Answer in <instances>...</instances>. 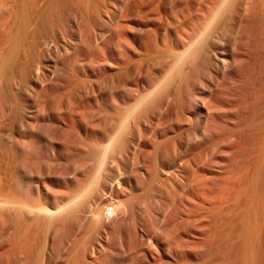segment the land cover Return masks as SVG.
Instances as JSON below:
<instances>
[{
  "label": "bare ground",
  "instance_id": "6f19581e",
  "mask_svg": "<svg viewBox=\"0 0 264 264\" xmlns=\"http://www.w3.org/2000/svg\"><path fill=\"white\" fill-rule=\"evenodd\" d=\"M112 1L114 2L117 0H111V1L104 0L101 3H103L102 5H104L105 7L106 3L109 5H112L113 3ZM119 1L117 2L118 4L121 5V2ZM215 1L217 2V0ZM215 1L213 3L218 4ZM209 2L208 4L200 8L201 13H199L198 15L195 14V16L192 13H190L191 15L189 16H186V15L183 16L182 11L185 9L188 10L191 7V2H189L188 0H185L184 4H182V2H179L180 4L178 3V6H177L178 9L176 10L175 18H170V17L164 16L165 13L163 12V10L166 9V5H167L165 1L160 0L158 2L159 4L155 6L153 1L151 2L150 0L151 4L148 3V6H146L145 0H133L132 8L128 10V8L126 7L129 13L126 15H123L124 19H128V17H131L133 20V23H135V27L139 31H144V32L138 35H135V36H130L127 33L128 31L127 29L129 28V26L128 24H126V22L125 24L123 22V24L119 26V29L122 32L121 36L123 40L121 42L123 44L121 43V47L119 48V51L117 53V57H116L117 62L115 61L116 63L115 64L113 63V66H116V68H118L119 71L111 72L112 64L110 62H108L107 64V61L109 60L103 61L101 63L103 65L101 66L102 68L99 66L101 68V70L100 69L99 70L102 71L101 74H104V77L105 75L108 76V80H109V82L107 83V85L109 86L108 92H102L98 95L95 93V91L92 92V95H89V93L87 92V94L81 96L80 98L74 97L73 95H72L73 97H70V96L67 97L63 95L62 99H59L58 104H57L58 100L53 101L54 99L53 100L50 99L51 97L49 98L50 100L47 99L48 97H45V96L39 97V102L44 103L46 110L48 109L50 111L49 113L50 115L48 119L52 123H55V122L57 123L59 121H71V119H73L71 114L74 112L75 113L78 112L82 114V116L79 119L80 123L88 122L87 123L88 128L90 127L89 128L90 131L89 129L86 130V134L88 135L87 138L90 137L89 146L87 145L88 149H87L86 155L89 158H91V160H93L94 158H97V156L99 155L100 169L102 171L107 169L110 166L113 158H115L116 152H119L120 155L126 158V160L129 162L133 160L134 155L129 149L127 138L125 136L126 124L128 123V121H130L129 118H132V113L135 116V117L133 116V119L138 120L139 122H142L145 119H149V121L150 120L152 121L167 120L169 119V116L172 115L171 122L174 125L172 130H175V129H179L182 126L183 120L181 118H183L184 113L188 111L191 113V115L196 120H198V123L201 124V127L203 128V133H204L203 136L207 137L208 135H210L212 139L214 137H213L211 128H213V126L216 123H222L223 119L225 118L224 114L225 113L227 114V112L229 113V115L232 116L231 117V119L233 120L232 130L236 129L235 130L236 132L237 131L239 132V130H241L242 124L248 122L246 120V114H243L246 111V107L244 109V105L246 106V101L244 103V98L242 99L240 98L241 102H239V101H236L239 98L235 99L234 97L235 95H237V93L239 95L240 94L239 92L243 91V90L242 91L240 90L243 89V86L245 85L244 82H246L244 71L246 72L245 68H246L247 59L248 58L249 59L252 58L254 60L259 59L258 60L259 63H260V60L262 63H264V0H221L219 4L216 5L215 9L212 8ZM64 3H67L69 5L67 9L68 12L65 11V13L63 14L61 12L57 13V11H59L61 7L63 8ZM152 3L155 7H153ZM215 4H213V7ZM90 5H89V0H0V8L2 9V11H4L3 28H2V32L0 33V106L1 107L4 105V102L8 96L7 84H6L7 76H9V72L12 66L16 63L17 58L21 54H24L25 57L27 56L25 58V62L21 64L22 69H23V75L21 78L22 81L20 82V86L22 88L26 86V83H29V84L32 83L33 86L31 87H38V86L42 87L45 83H47L48 80H50V78L52 79L55 76V72H56L55 70L58 65V61H57L58 59L56 58V60H51L48 63V57H51L50 55H53L54 52H55L54 55H56V57L58 56V54L63 55V56L66 54L65 56L69 58L68 64L74 71L77 72V69L78 68L80 69V64H79L80 62H78L79 59L81 57L88 56V54L90 53V52L88 53V51L91 50L90 48L94 47L92 46V44H94L93 40L96 39V38L93 39L90 33V29H89V25L93 23L91 22L92 19L89 15L90 9L88 8L90 7ZM183 5L185 9H183L184 8ZM94 6L95 8H97L96 10L101 9V7L98 6V4H95ZM106 9L108 8L106 7ZM161 11L164 13L163 16L160 13ZM92 12H93V9H92ZM121 16L120 14L115 12V10L110 11L109 14H107V17L109 18V21H111V23L114 21H117L119 17L121 18ZM228 31L233 32V34L235 33V35L232 37H229ZM67 37L73 40L72 42H74L75 44H72V45L75 47H71L70 45H67V46L61 45V39L64 40ZM76 47H78L77 49L78 52H76ZM92 50H94V48H92ZM103 55L104 54H102V56ZM108 57L106 58L108 59ZM249 61L254 62L253 60H249ZM132 62L139 63V66L136 68L135 72L130 69L132 65L131 67H129ZM259 65L262 66L261 63ZM79 69H78V72H80ZM260 70L264 73V66L262 68L260 67ZM115 71H117V69ZM88 72L85 73L87 76H88ZM93 72L95 73V70H93ZM94 73H92V75ZM108 73H111V74L109 75ZM133 73H135V76L133 75ZM258 73H261V72H258ZM129 76H134V77H132L133 82L128 84L126 81L128 80L127 78ZM83 79L81 80L83 81ZM85 80L88 81L87 78ZM123 82L124 83L126 82L127 84L123 86ZM76 85H79V84H76ZM245 89H246V86H245ZM17 95L19 94L17 93ZM17 98H20V97H17ZM79 100H81V102L78 105H76L79 102ZM74 105H76L75 109L73 108ZM127 109L132 111L131 117H129L131 111H129L126 114V116L123 117L122 113L124 112H122V110H127ZM238 109L239 110L241 109L242 111L245 110V111L243 112L241 111L242 113L238 112L236 114ZM61 112L63 113V115H60ZM171 112H173V114H171ZM33 119H34L33 116H30L28 119H25V118L24 119L22 118L20 120L11 119L12 121L10 120L11 122L8 123V118H5L4 120V114L3 112H0V125L3 126V120H4L5 121L4 122L5 137L7 139L10 138L11 136L15 137V135H21V134L26 135L27 133L29 134L30 127L34 126L33 125L34 122L32 121ZM116 122H118V124ZM253 122H254V119H253ZM108 124L109 125L114 124V125L110 126L111 129L107 137L104 138L103 135H99L95 131L97 127L108 125ZM261 126H264V121L261 123ZM251 127L252 126H250V128ZM238 128L239 130H237ZM235 131L230 132V133H232L233 135ZM142 133L143 131H141L139 134L140 139H145L143 138ZM145 133L147 134L146 135L147 137L149 134H151V131H147ZM161 134H158V133L156 135L154 134L155 141H158L161 143V138L163 141H165L166 140L165 138L168 136L169 133L166 132L162 136H159ZM198 136L199 135L197 134V136L195 137L197 138L196 141L201 140L198 142H203L202 141L203 138L200 139V137L198 138ZM211 137L209 138L211 139ZM209 140H208V143L210 142ZM210 145L212 146V144ZM210 145H208L209 147L204 146L205 148L203 150L201 149L202 146L199 147L200 150L195 149V151L191 148H186L184 152H186V154L187 153L193 154L194 156L193 157L194 159L192 160L193 163L191 162L189 164L180 163L179 166L183 165V167L178 168L175 166L174 167L175 172H178V174H182L185 177H189L190 174L196 173V169L199 166H202L203 164L207 165V166L203 165L205 167L204 168L205 170L209 169V167L212 168L211 167L212 163H215L216 161L213 160L215 159L213 157L215 156V154L213 155L214 150H211V149H214L215 146L211 148ZM153 150L152 152H154ZM171 150L172 152L170 153L169 160H172L176 164L178 157H176L175 154L177 153H175L176 151H174V148ZM196 150H199V151H196ZM150 154L152 153L150 152ZM150 154H149V157L153 156V154L152 155ZM182 155H183V152H182ZM147 156L148 155H146V157ZM185 158H187L186 155H185ZM144 159H145V156H144ZM183 161L184 159H182L181 162ZM186 161L187 160H185V162ZM137 169L136 171L134 170L135 175L136 173H138ZM148 172L151 174L150 179H152L153 181L163 180V178H165L166 175H168V172H162L161 170L158 171L157 169H154L152 171L148 170ZM200 172L202 173L203 170ZM200 172L199 171L197 172L198 176H200ZM238 173L239 172H237V175ZM174 175H176V173H174ZM137 178H135V181H136V184L139 185L140 181H138ZM94 184H96L95 178H93L91 182V185H94ZM120 184H121V179L114 177L109 183L107 181L98 182L96 184L97 190H93L92 194L91 193L89 194L90 196L87 195L89 190H85L82 193L77 194L71 200L65 203L53 206L52 208H42L39 206H34V208L37 211H40L45 216H47L44 218L45 224L42 221L45 226L44 230L47 233H48V230L46 229L49 228V231H50V228H52V225H54V223L57 224V221L59 224H61L59 220H57L58 218L57 215L61 213L63 214V216L61 219L59 217V219L62 221L69 217L70 218L73 217L76 219L77 223L74 229L75 228L78 230L80 229L78 233L79 232L81 233L78 238L75 235V237L77 238V242L75 241L76 243L74 242L75 244L73 243L72 244L73 246L71 248L70 247L71 243L74 240H76V238L73 241L71 240L75 232L73 228H72V231H70L69 239L72 242L70 243V245H68V248L71 249V253H69L70 255L68 254L69 258L67 257L68 258L67 264H131V261L129 260L127 253L132 254L136 250H142L143 248L148 247V245L152 243L155 244L158 251L156 253L157 257H155L154 261L150 262L149 264H153V263L156 264L158 260L162 261L164 260L163 259L164 257L167 258L168 256L171 259L170 255L176 256L174 258H177V260H175L177 264H184L185 261H187L185 262V264L186 263L204 264V261H201L199 256L197 255V252L199 253V251L197 250L198 249L200 250L201 249L200 247L204 245L207 247V244H208L207 248H209V246L212 248L215 242L214 235L213 237H211V240H209L210 237L209 238L205 237L204 240L201 239V241L202 240L204 241L203 245H201V242L195 243L194 241L193 244L191 243L192 245H189L186 247L183 246L185 248L184 249L185 251L184 250L182 251V249L180 248L181 246H177L180 244L179 242L176 243L175 241H172V243H176L177 245L176 244L174 245L166 244L163 239V237L165 236H163V233H160L161 231H159L160 234L154 231L155 227L152 226L153 225L152 223L150 224L151 226H147L146 228V232L148 236L146 238L144 236H141L137 228V224L140 223L138 222L140 219V214H139V209L137 208V201H138L137 196H139L140 194L138 195L136 191H139V190H134V189L133 190H118L117 187H119L118 185ZM249 186L251 185L249 184ZM240 187L241 185L238 187L239 189H237L238 191L235 193L236 194L235 196H237L236 198L240 197L241 194H243L244 192L246 193L247 191L246 184L243 185L241 188ZM20 190H24V189L20 188ZM151 191L153 190H147L146 192L145 191L143 192L149 194L151 193ZM183 191L184 190H182V192ZM176 193L179 194L180 192H178L177 190ZM185 193L184 195L187 194ZM184 195L182 194V196ZM144 196L146 195L144 194ZM180 196L178 198H180ZM17 197L18 198L16 199L18 201L13 202V204L11 205L14 206L15 208H23L25 204L20 200L22 199V197L28 198L29 197L28 192L20 191L19 193H17ZM172 198L170 197L169 199L171 200L169 199L167 200L172 201ZM139 199L142 200L141 197ZM189 199H190V196L189 194H187L184 197V201L183 200L181 201V199L179 200L181 203L182 202L185 203V201H188ZM104 200H106V203L102 204ZM175 201L176 199L172 203H176ZM209 203L212 204V202H209ZM203 204H206V203L203 202ZM191 205L193 204L191 203ZM206 206L204 207L203 205H201V207H203L202 213L198 212L195 217H191L190 219H187L188 223H191L192 225L193 223H195L196 227L197 225L199 226L200 224L199 228L197 227L198 233H195V234L193 233L197 241L198 239H200V237H203L202 235L205 236V231H204L205 229L207 230L209 229V227L212 228L213 225L216 224L214 221L215 218H213L214 214L218 215V213L220 212V214L229 215L231 213L230 206L226 205L224 203V200L222 201L220 205L213 204V205L208 206L207 208ZM149 207L148 208L145 207V209L147 208L149 209V211H151ZM169 208H170L169 202H164V201L162 202V206H160L159 208L157 209L153 208L154 210L152 211H154L153 217H155V224L157 223V225L160 227L164 225L165 222H163V220H165L164 217H165L166 212L168 211L169 213L170 211ZM186 208L188 209V207ZM241 208H242L241 212L240 210L238 212L244 213L242 214L243 218L241 219H243L242 222L245 223L246 222V205L245 206L243 205V207L241 206ZM109 212H111V214H109ZM175 212H177V210H175ZM191 212L189 213L191 214ZM178 213H180V211ZM189 213L187 215H189ZM18 214H16V216ZM151 214L152 213L150 212V216ZM230 215L233 216L232 214ZM145 216L146 214L144 215V217ZM147 216H148V212H147ZM176 216L178 217L179 215H176ZM208 217L211 219L213 218V221L211 219H207ZM21 218L22 217L18 218L20 219L19 220L20 222H21ZM110 219L112 220L120 219L121 224H122L120 225L122 227H119L120 226L119 225L118 226L119 228L115 229L117 226L114 227V224H113V227H111L112 224L110 225L109 223ZM206 220L208 223H209V220H211L212 222L210 223H214V224H212V226L211 225L209 226L210 223L208 224ZM221 220L222 219L218 221L221 222ZM13 222L14 220H12V223ZM16 222L17 220L12 225L15 226ZM35 222H37L36 219H35ZM33 223H30V224L32 225ZM26 224L29 225L28 222H26ZM245 224H243L244 225L243 228L244 227L246 228ZM18 225L20 224L18 223ZM20 226L21 227L23 226L22 222ZM24 226L26 227V225ZM130 226H132L133 229L130 230L129 228ZM21 227L17 226L18 229H20ZM25 227H23V229ZM29 227L31 228V226ZM29 227L27 226V228ZM218 227L220 228L221 226H218ZM27 228H26V231H28L27 232L28 234L29 229ZM247 228H249V226ZM16 229H14L15 231H13L12 229L11 233L12 232L15 233L17 231ZM220 230H223V228H221ZM26 231L24 232L26 233ZM216 231H219V229H217ZM230 232L228 230L229 234L228 233L226 234V237H227L226 240L228 241L227 243L228 248H229V245L231 244L229 241L232 240V239L229 240L228 238V235H230ZM8 233H10V231ZM222 233H221V238H223ZM249 233L250 232L246 233L245 236L248 237ZM10 234H8V236ZM15 234H13L14 238L18 237V241L21 242L22 239H20V236H17L18 234L16 235ZM35 234L34 236L33 235L32 236L35 237ZM13 235H11L10 238ZM238 236L245 238L244 231H240ZM248 238L247 240L245 238V241H250ZM62 239L64 242V238ZM240 239H238V241ZM242 240L243 239L240 240V243ZM24 241L22 243L18 242L21 246L15 247L16 251H18L17 248L19 249V247L23 248ZM238 241L236 240V242ZM26 242L27 240L25 241V243ZM28 242L26 243L27 245H28ZM244 243H246L247 248L248 246L251 247L247 242H244ZM19 244H17L16 242V244L14 245L11 244V245L14 247ZM30 244L31 243H29L27 248H29L32 245ZM62 244L60 243V245ZM223 245L221 246L222 249H223ZM218 246L220 247V245ZM13 247H11L10 249H13ZM64 247L66 246H63L62 248ZM29 249L27 250L28 252H29ZM225 249L227 250L226 247ZM255 249H258V248H255ZM21 251L22 250L17 252L18 253L17 255H19ZM24 251L26 250L24 249ZM212 251H214L213 248H212ZM23 252H21L20 254L23 255ZM247 253H250V250ZM247 253L244 254V256H246L245 257L246 259L248 258L247 260L250 263V261H252L253 259L252 257L253 255L249 256L247 255ZM253 253H254V250H253ZM259 253L261 254V252ZM13 254L16 255L15 253H12V255ZM17 255L14 257H17ZM24 255L26 256V253H24ZM99 255L103 256L102 259H99L100 261L97 260V257H99ZM141 256H146V255L141 254ZM257 256L258 255H256V257ZM94 257L96 259H93ZM18 258L20 259L19 256ZM58 258H60V256ZM65 258L66 257H64L63 260ZM16 260L14 259L13 263H15ZM1 261L3 263V260H0V262ZM24 261H26V259ZM24 261H23V264H24ZM42 261L44 262L43 253L42 255L36 254V256L33 257L32 261L31 260L28 261L30 263L26 262L25 264H42ZM170 261L168 262L170 263ZM248 261L246 262V264H248ZM19 262L17 260L16 263H19ZM20 263L22 264V262ZM253 264H254V261H253Z\"/></svg>",
  "mask_w": 264,
  "mask_h": 264
},
{
  "label": "rangeland",
  "instance_id": "374dc122",
  "mask_svg": "<svg viewBox=\"0 0 264 264\" xmlns=\"http://www.w3.org/2000/svg\"><path fill=\"white\" fill-rule=\"evenodd\" d=\"M103 1L104 0L102 1L101 0H89V5L93 3L92 5H90L91 8L90 7L88 8L90 9L89 15L92 19L91 22H93L89 25V29H90V33L93 39L94 38L96 39L93 40L94 44H92V46H94L92 47L94 48V50L90 48L91 50L88 51V53L90 52L88 56L81 57L78 61L80 62L79 63L80 69L78 68L80 72H78V69L76 72L70 67V65L68 64L69 58L65 56L66 54L64 56L58 54L60 58L59 59L58 56L56 57V55H54L55 54L54 52L53 55H50L51 57H48V63L51 60H56V58L58 59L57 60L58 65L55 70L56 71L55 76L52 79L50 78V80H48L47 83H45L42 87L40 86L31 87L33 86L32 83L30 84L26 83V86L23 88L20 86V82L22 81L21 78L23 75V69H22L21 64L25 62V58L27 57V56L25 57L24 54L19 55V57L16 60V63L12 66L9 72V76H7L6 84H7L8 96L4 102V105L2 107L0 106V110H2L0 112H3L4 120L5 118H8V123H10L14 119H19V120L22 118L28 119L30 116H33L34 119L32 121L34 122L33 124L34 126L30 127L29 134L27 133L26 135L25 134L15 135V137L17 136L16 138L14 136H11L13 138L10 137L11 139L10 138L7 139L5 137V128H4L5 121L3 120V126L0 125V211L3 212V213L0 212V258H1L0 260H3L4 264H15L17 260L18 262L20 261L23 264V261L26 259V261H24V264H25L26 262L30 263L28 261L29 260L32 261L33 257H35L36 254L42 255L43 253L44 262L42 261V264L44 263L45 264H61L62 262L64 263L66 262L65 264H67L68 263L67 261L69 258L68 254L71 253V249L68 248V245H70V243L76 238L75 235L78 238L81 233V232L78 233L80 229L79 230L76 228L74 229L77 223L76 219L73 217L72 218L69 217L67 218L68 220L64 219L62 221L60 220L63 216V214L61 213L57 215L58 218L56 217L57 220H59L61 224H59L57 221V224L54 223V225H52V228H50V231H49V228L46 229L48 230V233H47L44 230L45 229L44 228L45 227L44 218L47 216H45L42 212L37 211L34 208V206H39L42 208H52L53 206H56L58 204H62V203H65L71 200L77 194H80L85 190H89L87 195L90 196L89 194L90 193L92 194L93 190H97L96 184L98 182L107 181L109 183L115 177V178L121 179V184L118 185L119 187H117L118 190H133V189L139 190V191H136L138 195L140 194L139 196H137L138 197L137 208L139 209V214H140V219L138 221L140 223L137 224V228L141 236H144L145 238L148 236L146 232V228L147 226H151L150 224L152 223L153 224L152 226L155 227L156 229V230L154 229V231H156L157 233L161 231L160 233H163V236H165L163 237V239L166 244L174 245L177 242H179L180 244L179 245L176 244V245L181 246L180 248L183 251L185 249L184 247L192 245L194 241L195 243L201 242V245H203L204 244L203 240L205 237L206 238L210 237L209 240H211V237H213L214 235L215 242L213 244L214 246H212L214 251H212V248L210 246L209 248H207L208 244H207V247L204 245L200 247L201 248L200 250L199 249L197 250L199 251V253L197 252V255L199 256L201 261H204V264H208V262L209 264H246V262L248 261L247 260L248 258L246 259L245 258L246 256H244V254L249 252V250H250V253H247V255L249 256L253 255L252 256L253 259L252 261H250V263L248 261V264H253V261H254V264L256 263L264 264V148H263L264 147V126H261V123L264 121V77H263L264 73L262 72L263 71L262 69H261L262 71L260 70V67L262 68L264 66V63H262L261 60H260V63L262 64V66L259 65L260 64L258 61L259 59L258 60H254L252 58L247 59L246 68H245L246 72L244 71V74L246 77V82L248 84L244 82L245 85L243 84L244 85L243 89L240 90V91L242 90L243 91L239 92L240 93L239 95L237 93V95H235L234 97L235 99L239 98L236 101L241 102L242 98H244V103L246 101V106L244 105V109L246 107V111L243 110L245 111L243 114H246V120L248 122L242 124L241 130H239V128L237 129L239 130V132L238 131L236 132L235 131L236 129L232 130L233 120L231 119L232 116L229 115L228 112L227 114L226 113L224 114V117H225V118L223 117L224 118L223 122L225 121L224 123L223 122L216 123L214 125L215 127L213 126V128H211L213 137H214L212 139L210 135H208L207 137L203 136L204 133H203V128L201 127V124H199L198 120H196L191 115V113L188 111H186L184 113V117L181 118L183 120L182 126L179 129L172 130L174 127L173 123L171 122L172 115H170L169 119L167 120H161V121L150 120L149 121V119H145L144 121L139 122L138 120L133 119L134 114L132 113L131 110H128V109L122 110V112H124L122 113L123 117H125L129 111H131L130 116H129L131 117V113H132V118H129L130 121H128V123L126 124L125 136L127 138L129 149L133 153L134 158L131 162H129L126 160V158L122 157L119 152H116L115 158H113L110 166L107 169L102 171L100 169L99 155L97 156V158H94L93 160H91V158H89L86 155L87 149L89 146V140H90V137L87 138L88 135L86 134V130H88L90 127L88 128V125H87L88 122L80 123L79 119L82 116L81 113H78V112L72 113L71 116L73 117V119L70 118L71 121H59L57 123L56 122L52 123L49 121L48 118L50 115L49 114L50 111L48 109L46 110L44 103L39 102V97L45 96V97H48L47 99L51 97L50 99L52 100L54 99L53 101L58 100L57 101V104H58L59 99H62L63 95L67 97L74 96V97L80 98L81 96L87 94V92L89 93V95H92L93 91H95L97 95L102 92H108L109 86L107 85V83L109 82V80H108V76L105 75L104 77V74H101L102 71L100 70L102 68L101 66H103L101 63L103 61L109 60L107 61V64L108 62H110L112 64V67H111L112 70L114 68V70L113 71L111 70V72L119 71V69L116 68V66H113V63L115 64L117 62L116 61L117 53L119 51V48L121 47V43H122L121 41L123 40L121 36L122 32L120 31L119 26L123 24V22L124 24L126 22V24H128L129 26V28L127 29L128 30L127 33L130 36H135V35H138L144 32V31H139L135 27V23H133V20L131 17H128V19H124L123 15H126L129 13L128 10L132 8L133 0H120V1L117 0L121 2V5L118 4L117 1H114V2L112 1L114 3V4L112 3V5H109L105 2L106 3L105 7L104 5H102L103 3H101ZM152 1L154 5L156 6L157 4H159L158 2L160 0H157V1L151 0V2ZM161 1H165L167 5H166V9L163 10L165 14L162 11L160 13L162 14V16L164 14V16L170 17V18H175L176 10L178 9L177 7L178 3L182 2V4H184L185 2V0H161ZM188 1L191 2V7L187 10L185 9L183 5L184 7L183 9L186 10V11L185 10L182 11L183 16L185 15L189 16L191 15L190 13H192L194 16L195 14L198 15L199 13H201L200 8L208 4L209 1H210L209 3L212 6V8L215 9L216 5H218L221 0L219 1L217 0V2L215 0H188ZM214 1L218 4L213 3ZM145 3H146V6H148V3L151 4L150 0H145ZM212 3L215 4L214 7ZM65 4L67 7L65 6ZM95 4H98V6L101 7L100 10L98 9L100 12L96 10L97 8H95L94 6ZM154 5L153 7H155ZM68 7L69 5L67 3H64L63 8L61 7L60 10L57 11V13L61 12L63 14L65 13V11L68 12L67 10ZM106 7L108 9H106ZM126 7L128 8V10ZM92 9L94 13L92 12ZM114 10L115 12L120 14V16L122 14V16L121 18L119 17L117 21H114L111 23V21H109V18L107 17V14H109L110 11H114ZM3 13L4 11H2V9L0 8V33L2 32V28H3V21H4ZM118 30L120 31V33ZM228 33H229L228 34L229 37H232L235 35V33L233 34V32L231 31H228ZM70 39L69 37L65 38L64 40L61 39V45L62 46L70 45L71 47H75L72 45L75 43L72 42L73 41L72 39L70 41ZM77 49L78 47H76V52H78ZM102 54L105 55V56L103 55L105 58L102 56ZM106 57H108V59ZM249 60H253L254 62L249 61ZM132 63L130 64L129 67H131L132 65L130 69L135 72L136 68L139 66V63L138 62L136 63L132 62ZM115 68L117 69V71H115L116 70ZM257 68L259 69V71ZM93 70H95V73L93 72ZM85 71L87 72L89 71L90 74L88 72V76H87L85 74L87 72ZM258 72H261L262 74ZM92 73L94 74L92 75ZM253 73L254 74L256 73L255 76ZM108 74L110 75L111 73H108ZM133 75L135 76V73H133ZM134 76H129L126 82L128 84L132 83L133 82L132 77ZM79 77L81 79L84 78L83 81ZM86 78L88 79V81L85 80ZM130 78L132 81L130 80ZM126 82L125 83L123 82V86L127 84ZM75 83L79 85H76ZM245 86H246V89H245ZM17 93L19 95H17ZM17 97H20V98H17ZM80 102L81 100H79V102L76 105H78ZM76 105L73 106L74 109ZM241 111H242L241 109L240 110L238 109L236 114L238 112L239 113L243 112ZM171 114H173V112H171ZM60 115H63V113L61 112ZM252 117L254 119V122H253ZM38 118L40 121L38 120ZM41 122L43 123L45 122V123L43 124ZM116 123L118 124V122ZM109 124L104 125V126H99L96 128L95 131L99 135H103L105 138L109 134V131L111 129L110 126L114 125V124L112 125H109ZM252 124L253 125L256 124V125L253 126ZM250 126L252 127L250 128ZM141 131H143L142 136L145 139H140L139 134ZM147 131H151V134H149L146 137L147 134L145 132ZM233 131H235L233 133L234 136L232 135V133H230ZM166 132H168L169 134L165 138L166 140L164 139L165 141H163L162 138H161V143L158 141H155V135L157 133L158 134L162 133L161 135H159V136H162ZM197 134L199 135L198 138L199 137L200 139L205 138L204 140L202 139L203 142H198L201 140L196 141L197 138L195 137L197 136ZM209 137H211L212 140ZM207 138L208 140L210 139L209 143H208ZM196 142H198L200 145ZM210 144H212V146ZM198 145L199 147L202 146L201 147L202 150L208 145H210L211 148L215 146L214 149H211V150H214L213 155L215 154V156L212 155L215 159H213V157L212 159L216 161V162L214 161L215 163H212L211 165L212 168L209 167V169L205 170L204 166H207V165L203 164L204 165L203 166L201 164L202 166H199L196 169V173L190 174L189 177H185L184 175L178 174V172H175V169H174L175 166L178 168L183 167V165L179 166L180 163H183V164H189L190 162L193 163L192 161L194 159L193 154L187 153L188 154L187 155L186 152L184 151L186 148H191L195 151V149H199ZM173 148H174V151H176L175 153H177L175 154L176 157H178L176 164L172 160H169L170 153L172 152L171 149ZM152 150L154 152H152ZM199 150H196V151H199ZM150 152L153 154V156L149 157ZM182 152H183V155H182ZM184 154L187 156V158H185ZM146 155L148 156L146 157ZM144 156H145V159H144ZM182 159H184L183 162H181ZM185 160H187L186 161L187 163L185 162ZM136 169L138 172L136 173L138 178L136 177L134 173V170L136 171ZM154 169H157L158 171L161 170L162 172H168V175H166V177L163 178V180L153 181L152 179H150L151 174L148 172V170L152 171ZM202 170H203L202 172L203 174L200 172ZM198 171L200 172V176H198L197 174ZM237 172H239L238 175H237ZM174 173H176V175H174ZM93 178L96 179V184L91 185ZM135 178H137L138 181H140L139 185L136 184ZM245 184H246V189H247L246 193L242 192L243 194H241L240 197L236 198L237 196H235L236 195L235 193L238 191L237 190L239 189L238 187L240 185L242 187ZM249 184L251 186H249ZM20 188L24 190H20ZM147 190H153V191H151V193L149 194L143 192V191L146 192ZM177 190L178 192H180L179 194L176 193ZM182 190L184 191L182 192ZM20 191L28 192L29 197L28 198L22 197V199L20 200L25 204L26 207L24 206L23 208H15L11 204H13V202L18 201L16 198H18L17 193H19ZM185 192L189 194L190 196V199H189L190 201L189 200L185 201L186 205L184 202L181 203L179 200L181 199V201L182 200L184 201V197L187 195ZM184 193L186 195H184ZM144 194L146 196H144ZM182 194L184 196H182ZM143 196L145 199L143 198ZM179 196L180 198H178ZM140 197L142 198V200L139 199ZM170 197L171 198L174 197L176 199L175 201L176 203H172L175 200L174 198H172V201H169L171 200L169 199ZM211 198L213 201L211 200ZM139 200L141 203L139 202ZM223 200L226 205L230 206L231 208L230 214H232L233 216H231L230 214L229 215L225 214L226 215L225 216L224 214H220V212L218 213V215L214 214L215 217L213 216V218H215L214 221L216 224L210 223L213 221V218L211 219L208 217L207 219L212 220V221L209 220L210 224L206 220L209 226L210 225L212 226V224H214L213 227L216 230L219 229L220 232L216 231L213 227L212 228L209 227V229L204 230L205 236L202 235L203 237H200V239H198L197 241L193 233L194 234L198 233L197 227L199 228L200 224L198 223L199 226L197 225L196 227L195 223H193L192 225L191 223L187 222V219H190L191 217H195L198 212L202 213L203 207H201V205H203L204 207L207 205L206 206L207 208L208 206L213 205V204L220 205ZM163 201L169 202L170 211L169 213L168 211L166 212L165 217H164L165 220H163V222L165 223L163 226L160 227L157 225V223L155 224V217H153L154 211L152 210L157 209L160 206H162ZM206 201L208 202V204ZM147 202L150 205V207L147 204ZM203 202H205L206 204H203ZM209 202H212V204ZM105 203H106V200L102 202V204H105ZM191 203L193 205H191ZM139 205L143 209H141ZM243 205L244 206L246 205V222L245 223L249 221L247 224L243 223L242 222L243 219H241L243 218L242 214L244 213L238 212L239 210L241 212V209H242L241 206L243 207ZM144 206L147 208L149 207L151 211H149V209L147 208L145 209ZM186 207H188V209ZM175 210H177V212H175ZM178 210L180 211V213H178L179 212ZM140 212L142 214L144 213L143 216ZM147 212H148V216H147ZM150 212L152 213L151 216H150ZM189 212H191V214ZM188 213L190 216L187 215ZM16 214H18L17 215L18 217L16 216ZM109 214H111V212H109ZM145 214L146 216L144 217ZM176 215H179V216L177 217ZM19 216L22 217L21 218V222L23 225L22 227L20 226L21 225V222L19 221L20 219H18L20 218ZM35 219L37 222H35ZM220 219H222L221 222H219ZM12 220H14L13 223H12ZM16 220H17L16 225L13 226L12 224H14ZM42 221L44 222V224ZM26 222H28L29 225H27ZM18 223L20 225H18ZM30 223H33V224L31 225ZM109 223L110 225L112 224L111 227H113V224H114V227L117 226L115 229L122 227L120 219L118 220L110 219ZM243 224L246 225V228L245 227L243 228L244 226ZM24 225H26V227ZM17 226L21 227L20 228L21 230L18 229ZM27 226L28 227L31 226V228L32 227L33 228L32 229L30 227L27 228ZM193 226L195 227V229ZM218 226H221V227L219 228ZM248 226L249 228H247ZM23 227L25 228L23 229ZM26 228L29 229L28 234H27L28 231H26ZM72 228L75 234L74 236H72V239H71L72 241H70L69 234H70V231H72ZM129 228L130 230L133 229L132 226H130ZM221 228H223L225 232L223 230H220ZM12 229L13 231H15L14 229H16L17 231L19 230L18 233L17 231L15 233L18 234L17 236H20V239H22L21 242L18 241V237L14 238L13 234L15 233L13 232L11 233ZM244 229L247 231H245ZM6 230L7 231L9 230L11 234L8 233L9 231L7 232ZM228 230L229 232L231 230L230 235H228V238L229 240L232 239L231 240L232 242L229 241L231 243L229 245V248L227 245L228 241L226 240L227 238L226 234L228 233ZM24 231H26V233ZM221 231L224 233H222ZM240 231H244V236L246 233L250 232L248 234V237L250 238L245 236L246 240L248 238L250 241H245V238L238 236ZM221 233H222L223 238H221ZM8 234L10 235L8 236ZM34 234H35V237H33ZM11 235H13L12 236L13 238L12 237L10 238ZM229 236H231L232 238ZM215 237L217 240L215 239ZM62 238H64V242ZM77 238L71 243V246H70L71 248L73 246L72 244L75 241L77 242ZM240 238L243 239L241 243H240V240H241ZM201 239L203 240L201 241ZM238 239L240 240L238 241ZM24 240L25 241L27 240V242L30 241L28 242V245L29 243L32 244V245L30 244L31 245L29 247L30 249L27 248L28 247V245L26 244L27 242L25 243ZM236 240L238 242H236ZM23 241H24L23 248L19 247V249L17 248L18 251H16L15 247L21 246L19 243H22ZM172 241H175L176 243H172ZM16 242L19 245L13 247L12 245L16 244ZM244 242H247L251 247L248 246L249 248L248 249L246 246V243ZM60 243L61 244L63 243L62 245L66 247L62 248L63 246L60 245ZM222 243L223 244L225 243V244L223 245ZM218 245H220V247L223 245V249L222 247L220 249ZM58 246L59 247L61 246V247L59 248ZM224 246L227 248V250L225 249ZM11 247H13V249H10ZM246 248L248 249V251ZM255 248H258V249H255ZM24 249L26 251H24ZM28 249H29V252L27 251ZM20 250H22L21 252L24 251L23 255L20 254L21 252L19 253V255H17L18 254L17 252H19ZM253 250L255 254L253 253ZM39 251L42 253H40ZM157 251H158L157 247L155 246L154 243H152L148 245V247L143 248L142 250H136L132 254L127 253V255H128L129 260L131 261V264H149L150 262L154 261L155 257H157V254H156ZM10 252L15 253L17 257H14L16 255L14 254L12 255V253ZM259 252H261L262 255ZM24 253H26V256L24 255ZM257 253H259L260 255ZM141 254H145L146 256H141ZM256 255L258 256L256 257ZM12 256L15 260L17 259L15 263H13L14 259L12 258ZM18 256L23 261H21L18 258ZM59 256L60 258H58ZM64 257L66 258L68 257L67 260L65 258L64 259L65 261H64L63 260ZM99 257H97V260L102 259L103 256L99 255ZM170 257L171 259L169 258V256L167 258L164 257L163 259L164 260L166 259L165 261L162 260L163 261L162 262L158 260L156 264H164V263L168 264L169 263L168 261L170 260L171 261L169 264H174V263L177 264L175 261L177 260V258H174L176 256L170 255ZM93 259H96V258L94 257ZM3 263L2 261L0 262V264H3ZM19 263H16V264H19Z\"/></svg>",
  "mask_w": 264,
  "mask_h": 264
}]
</instances>
